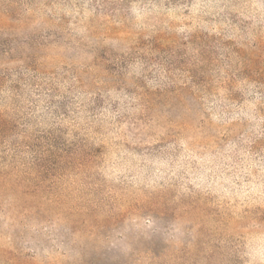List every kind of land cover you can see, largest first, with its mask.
<instances>
[{
  "label": "rangeland",
  "instance_id": "374dc122",
  "mask_svg": "<svg viewBox=\"0 0 264 264\" xmlns=\"http://www.w3.org/2000/svg\"><path fill=\"white\" fill-rule=\"evenodd\" d=\"M0 264H264V0H0Z\"/></svg>",
  "mask_w": 264,
  "mask_h": 264
}]
</instances>
